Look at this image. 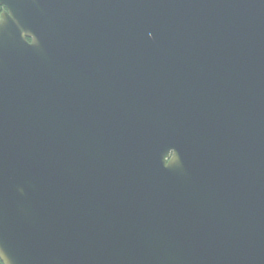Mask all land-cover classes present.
<instances>
[{
  "label": "water",
  "instance_id": "obj_1",
  "mask_svg": "<svg viewBox=\"0 0 264 264\" xmlns=\"http://www.w3.org/2000/svg\"><path fill=\"white\" fill-rule=\"evenodd\" d=\"M2 264H264V0H0Z\"/></svg>",
  "mask_w": 264,
  "mask_h": 264
},
{
  "label": "trees",
  "instance_id": "obj_2",
  "mask_svg": "<svg viewBox=\"0 0 264 264\" xmlns=\"http://www.w3.org/2000/svg\"><path fill=\"white\" fill-rule=\"evenodd\" d=\"M2 9H3V7L0 6V14H1V12H2ZM0 264H2L1 261H0Z\"/></svg>",
  "mask_w": 264,
  "mask_h": 264
},
{
  "label": "flooded vegetation",
  "instance_id": "obj_3",
  "mask_svg": "<svg viewBox=\"0 0 264 264\" xmlns=\"http://www.w3.org/2000/svg\"><path fill=\"white\" fill-rule=\"evenodd\" d=\"M4 11V8L2 9V12Z\"/></svg>",
  "mask_w": 264,
  "mask_h": 264
},
{
  "label": "rangeland",
  "instance_id": "obj_4",
  "mask_svg": "<svg viewBox=\"0 0 264 264\" xmlns=\"http://www.w3.org/2000/svg\"><path fill=\"white\" fill-rule=\"evenodd\" d=\"M1 14H2V12H1ZM1 14H0V16H1Z\"/></svg>",
  "mask_w": 264,
  "mask_h": 264
}]
</instances>
